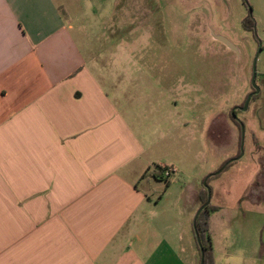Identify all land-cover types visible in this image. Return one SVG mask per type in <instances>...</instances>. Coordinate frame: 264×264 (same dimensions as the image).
<instances>
[{"label":"crops","instance_id":"obj_1","mask_svg":"<svg viewBox=\"0 0 264 264\" xmlns=\"http://www.w3.org/2000/svg\"><path fill=\"white\" fill-rule=\"evenodd\" d=\"M72 13L67 0H0V264H201L202 134L185 85L137 57L146 36L105 40ZM164 166L176 170L166 187ZM256 166L252 205L264 202ZM257 245L225 264H264Z\"/></svg>","mask_w":264,"mask_h":264},{"label":"rangeland","instance_id":"obj_2","mask_svg":"<svg viewBox=\"0 0 264 264\" xmlns=\"http://www.w3.org/2000/svg\"><path fill=\"white\" fill-rule=\"evenodd\" d=\"M114 2L67 0L74 17L93 35L123 42L146 36V42L133 46L137 57L155 75L169 72L164 78L170 89L185 85L186 119L194 116L192 126L202 134L201 155L194 163L202 186L224 163L221 159L231 151L233 134L239 139L232 158L239 153L242 132L231 120L232 111L238 110L245 127L244 155L208 185L211 192L215 187L211 204L221 208L213 217L212 240L222 264L226 259L231 262L238 250L264 245V202L247 201L258 163L255 188L261 194L264 189V0H247L256 33L243 27L249 15L244 0H121L113 16ZM144 21L147 28H140ZM254 66L259 97L242 111L239 107L255 90ZM185 147L188 151V137ZM161 184L166 187L164 180Z\"/></svg>","mask_w":264,"mask_h":264},{"label":"trees","instance_id":"obj_3","mask_svg":"<svg viewBox=\"0 0 264 264\" xmlns=\"http://www.w3.org/2000/svg\"><path fill=\"white\" fill-rule=\"evenodd\" d=\"M244 2L249 7V15L243 20V27L247 31L256 33V21L253 18L251 7L249 6V3L247 2V0H244ZM253 92H255V90ZM248 96H247V98H248ZM257 97H259V95H255L252 98V100L257 99ZM241 108L242 107H239V109H241ZM231 120L241 130V126L243 125V123L241 121H239L237 118H235L232 114H231ZM241 132H242V130H241ZM241 144H242V136L240 138V150H239V153L237 154V156L230 159V160L225 161L216 172L210 174L206 178L205 186H202V190L200 193V201H201L200 209L208 201V194H209V191H208L209 186L208 185H209V183L212 180L220 177L221 173L227 171L231 166H233V164L237 160H239L238 158L241 155ZM159 168L160 167H157V169H159ZM156 178L162 179V181L164 180L166 183H168V180L163 179L161 174H159V173L156 176ZM217 210H218V208L211 206V203H210L209 206H207L202 211H200V213L195 217V221H194L195 240H196V244H197L198 251L200 254V258H202V251H203L204 264H214L213 244H212V237H211V233H210V215L212 212H215Z\"/></svg>","mask_w":264,"mask_h":264},{"label":"water","instance_id":"obj_4","mask_svg":"<svg viewBox=\"0 0 264 264\" xmlns=\"http://www.w3.org/2000/svg\"><path fill=\"white\" fill-rule=\"evenodd\" d=\"M255 78H256V67L254 66V75H253V87L255 89V92L251 93L246 102L244 107L241 108L242 111H246L249 108V105L252 101V98L259 94V88H257V86L255 85ZM235 110L232 111V115L237 118V115L235 114ZM238 119V118H237ZM241 130H242V144H241V155L238 159L242 158V156L244 155V142H245V127L242 125L241 126ZM211 203V191L209 190V194H208V201L207 203L198 211L197 215L200 213V211H202L204 208H206L207 206H209V204ZM201 264H204V255H203V251H202V258H201Z\"/></svg>","mask_w":264,"mask_h":264},{"label":"built area","instance_id":"obj_5","mask_svg":"<svg viewBox=\"0 0 264 264\" xmlns=\"http://www.w3.org/2000/svg\"><path fill=\"white\" fill-rule=\"evenodd\" d=\"M157 171L159 174H161L162 178L166 180L172 178L176 173L175 168L171 166L160 167L159 169H157Z\"/></svg>","mask_w":264,"mask_h":264},{"label":"flooded vegetation","instance_id":"obj_6","mask_svg":"<svg viewBox=\"0 0 264 264\" xmlns=\"http://www.w3.org/2000/svg\"><path fill=\"white\" fill-rule=\"evenodd\" d=\"M236 112H238V110L235 111V114H236ZM231 114H232V113H231ZM236 115H237V114H236ZM239 121H240V120H239Z\"/></svg>","mask_w":264,"mask_h":264}]
</instances>
